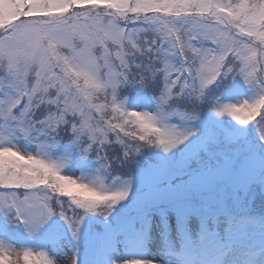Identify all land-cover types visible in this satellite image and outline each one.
Listing matches in <instances>:
<instances>
[{
    "label": "snow or ice",
    "instance_id": "6c2138e0",
    "mask_svg": "<svg viewBox=\"0 0 264 264\" xmlns=\"http://www.w3.org/2000/svg\"><path fill=\"white\" fill-rule=\"evenodd\" d=\"M256 186L264 0H0V264H264Z\"/></svg>",
    "mask_w": 264,
    "mask_h": 264
},
{
    "label": "trees",
    "instance_id": "16d2710c",
    "mask_svg": "<svg viewBox=\"0 0 264 264\" xmlns=\"http://www.w3.org/2000/svg\"><path fill=\"white\" fill-rule=\"evenodd\" d=\"M255 193V201L253 203V209L254 213L256 215L261 214V212H264V193H262L259 186L254 187L253 189Z\"/></svg>",
    "mask_w": 264,
    "mask_h": 264
},
{
    "label": "rangeland",
    "instance_id": "374dc122",
    "mask_svg": "<svg viewBox=\"0 0 264 264\" xmlns=\"http://www.w3.org/2000/svg\"><path fill=\"white\" fill-rule=\"evenodd\" d=\"M76 175L78 176L79 175V172H77ZM64 251H68V249H65ZM61 256H63V252L61 253Z\"/></svg>",
    "mask_w": 264,
    "mask_h": 264
}]
</instances>
